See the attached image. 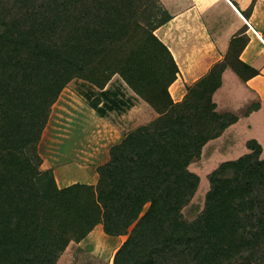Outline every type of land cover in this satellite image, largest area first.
<instances>
[{
    "label": "trees",
    "instance_id": "trees-1",
    "mask_svg": "<svg viewBox=\"0 0 264 264\" xmlns=\"http://www.w3.org/2000/svg\"><path fill=\"white\" fill-rule=\"evenodd\" d=\"M156 2L0 0V264H57L69 242L97 224L124 237L110 264H264V157L256 140L207 175L202 209L184 218L200 181L189 165L238 117L212 101L224 61L172 100L178 70L154 34L169 19L162 9L154 20ZM115 74L156 116L110 146L95 184L58 188L36 151L51 106L78 78L112 109L119 101L104 88Z\"/></svg>",
    "mask_w": 264,
    "mask_h": 264
},
{
    "label": "rangeland",
    "instance_id": "rangeland-1",
    "mask_svg": "<svg viewBox=\"0 0 264 264\" xmlns=\"http://www.w3.org/2000/svg\"><path fill=\"white\" fill-rule=\"evenodd\" d=\"M152 9L156 14L154 20L162 17L159 2L153 4ZM106 88L119 101L112 109L100 90L82 79L74 78L62 89L51 106L48 121L36 146L42 161L41 171L50 170L53 174L54 167L63 166L67 174L73 171L74 177H79L76 171L81 169L94 171L97 165L108 159L110 146L132 129L137 111L129 115L128 110L136 99L134 93L117 74L107 82ZM251 94L253 96L243 93L237 97L238 102L229 103L231 106L226 108L237 114V123L209 142L203 149V156L189 165L200 181L189 204L182 210L186 220L195 218L203 207L204 195L209 187L207 175L220 162L247 152V140H256L262 146L261 157H264V101H261L260 107L252 109L250 115L246 114V107H254L260 100L259 94ZM232 95L224 94L225 101L233 99ZM92 104H97L103 115L91 108ZM146 107L149 109L148 105ZM123 239L104 234L97 224L80 244H71L62 252L58 264H110L113 249Z\"/></svg>",
    "mask_w": 264,
    "mask_h": 264
},
{
    "label": "crops",
    "instance_id": "crops-1",
    "mask_svg": "<svg viewBox=\"0 0 264 264\" xmlns=\"http://www.w3.org/2000/svg\"><path fill=\"white\" fill-rule=\"evenodd\" d=\"M158 2L168 13L169 19L156 27L154 34L167 47L178 70L176 78L168 86L172 100L181 101L187 87L203 78L215 64L224 61L226 66L221 73V84L212 94L215 110L219 113L230 112L237 116L226 107L231 106L230 102H238L237 97L243 93H250L253 96L251 92L259 94L260 100L257 102L260 107L261 101H264V0H158ZM236 69L242 73H237ZM224 94H233L234 98L227 97L225 101ZM134 96L136 97L133 100L134 104L128 110L129 115L137 111L133 118L136 123L132 125V129L156 116L155 111L145 101L135 94ZM252 112L253 110L248 115ZM237 121L229 125L218 137L235 126ZM218 137L209 140L203 146L200 158L203 156L204 147ZM88 170H75L80 175L74 177L73 171L67 174L66 168L59 166L53 168V175L58 188L76 182L95 184L97 173L95 170ZM92 230L86 236L90 235ZM82 240L71 241L67 247L75 243L78 245ZM122 241L113 249L111 258Z\"/></svg>",
    "mask_w": 264,
    "mask_h": 264
}]
</instances>
